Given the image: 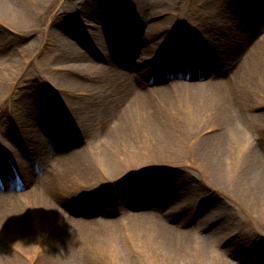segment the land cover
Masks as SVG:
<instances>
[{
  "label": "bare ground",
  "instance_id": "bare-ground-1",
  "mask_svg": "<svg viewBox=\"0 0 264 264\" xmlns=\"http://www.w3.org/2000/svg\"><path fill=\"white\" fill-rule=\"evenodd\" d=\"M114 1L96 0L99 6L90 7L92 3L86 5L87 0H82V2L81 0H0L1 28L10 31L16 37L14 44H20L21 40L26 43L21 50L17 49V52L10 53L8 52L10 45L4 41L0 42V48L3 47L0 49V109L9 108L10 104L16 105L14 97L16 93H21V86L26 82H23V79L27 80L25 73L33 61L31 53L39 49L37 40L29 41L32 24H35L36 20L44 19L49 10L56 11L55 15L57 12L60 13L58 21L52 19L45 28L36 29V33L46 36L45 40L53 52V57L48 61H41L43 67L51 68V73L41 75L42 78L44 76L41 83L44 90L49 92L51 103L40 112L34 108L28 113L27 111L22 112L14 121V131L24 139L35 142L33 154L39 155L43 158L42 161L48 164L45 171L50 170H47L43 184H33L19 194L0 192V227H7L4 223H7L9 219L18 218L17 221H12L14 224L11 226L18 238L29 236L20 223L26 225L27 217L32 215V211L37 223H47L49 226L47 229L55 228L53 231L59 233L62 230H68L67 225L70 222L68 216L76 219V222L71 221L72 228L86 225V221L79 215L91 217V213L79 210L74 207V203L82 202L81 197L86 190L88 193L90 190L93 192L96 190L93 185L95 183L92 181L95 178L92 176V171L96 170L94 159L98 161V166L102 169L115 168L119 166L118 160L122 158L141 157L145 154L143 148L139 147L141 138L156 142V145L167 144L163 142L165 139L159 142L155 138H166L168 132L164 131L158 123H154L153 126V120L147 119L144 116L146 114L143 113L145 110H157L160 102L178 100L192 102L189 107L192 115L211 123L210 130L200 137L198 145L194 146L190 153L206 157L207 162L213 164L210 169L213 175L223 178L228 172L236 171L231 169L227 172V165L237 157L235 155L236 146L241 148L237 153L247 152L248 157L259 154V149H255L256 145H250L243 138V134L245 135L246 131L251 132L250 126L252 125L250 124L264 120V34L256 41L247 43L243 40L244 33L240 27L228 26L230 39L226 40V45L234 46V48L229 51V46L225 45L222 51H217V48L215 51L220 65L230 63L233 65L229 75L222 73L223 75L212 76L211 79H204L193 84L168 82L164 86L160 83L148 87L144 76L147 74L154 76V68L157 66L159 76L166 75V62H171L168 61L170 57L172 60L178 57L179 52L175 46L172 47L174 44L178 48L188 44V36L199 33L198 28L207 33L212 32L209 29L213 26L214 16L217 18L219 15L217 11H222L219 15L221 19L215 22L217 25L223 22L232 24L230 17L226 15L225 18L223 9L210 7L208 4L212 1L204 0V9L207 12H201L197 16L195 13L190 16L192 18H187L186 20L193 22L190 30H187L183 26L184 22L181 26H179L180 21L177 22L183 10L180 12L169 9L173 0H142L144 2L137 6L135 13L124 5L123 0ZM216 1L218 0H214ZM113 2L115 7H113ZM247 2L252 7L235 4V2L233 5L239 15L245 14L246 9H252L248 17H255L256 22L252 25V30H255L264 18L263 2L261 0H247ZM163 5L166 8H163ZM69 14H73L74 17ZM118 14L122 18L128 14L133 24L130 25L126 21L118 24L123 37L116 43V35L110 34L109 39L116 45L114 47L111 45V51H108L110 44L106 39L109 30L108 23L113 25L112 32H117L118 28H115L114 20ZM82 15L87 18L81 20ZM100 18L103 19L100 24L106 22V27L99 25ZM57 24H59V30L55 29ZM71 25L78 26L80 29V32H77L78 35L75 34L74 29L70 28ZM193 26L196 27L195 30H192ZM223 28L221 27V31L225 33L227 28ZM217 29H219L218 26ZM184 34L187 35L184 36ZM205 39H207V34L204 41ZM245 47H248L246 55L242 57V61L238 62L240 57L238 59L237 53L243 51ZM183 49L188 51L185 45ZM200 49L203 47L200 46ZM125 56L129 58L128 64L124 63ZM56 61L58 64H64L55 67L56 65L53 66V64ZM34 80H38L37 84L40 82V78ZM30 94L23 91L20 95L25 97ZM63 95H65L63 110L77 114L83 107H86L89 115L86 121L90 126L88 131L91 130L92 138L91 140L86 138L83 146L73 150L71 154H58V163L54 154L49 161L45 159V156L50 153L47 151L48 146L46 149V143L73 146L70 134L67 132V135H62L59 112L55 111L57 115L53 117L51 111L55 105L62 102ZM28 106L35 107L34 103H29ZM25 114L27 119H25ZM152 114L156 115L152 112L148 114L149 117H152ZM67 115L72 123V115L69 112ZM27 120H29L27 123V126H30L29 130L34 131L32 133H27L23 129ZM77 123L75 119L73 124H69L74 130H78L76 132L81 131V138L86 137L83 133L86 129L79 128ZM49 124H53L55 128L60 126V129L54 128L53 130ZM8 133L9 131L2 130L5 138ZM42 138L45 141H42ZM68 138L72 139L70 143L67 142ZM11 149L12 146H10ZM14 160L18 161L21 167L24 165V160H18L16 157ZM42 161L38 162V165ZM55 166L58 167L55 168ZM243 172L245 179L232 187L233 191H236L244 200V197L253 198L257 202L256 207L264 210V185H257L261 180L264 184L263 171L247 168L243 169ZM77 178L80 182L73 183ZM88 184L90 185L87 186ZM53 188L56 189L52 190ZM63 196L68 204V212L62 211L59 198ZM25 209L32 210L31 215L27 216L28 211L26 212ZM126 217L130 223L135 222L129 235H133L132 246L136 249V253H144L149 258H157V261L161 259L164 264H196L188 251L192 248V244L196 249L195 253L200 256L209 244L215 242L218 244L217 239L220 237L218 230L207 226L202 227V232L205 234L201 236L202 238L195 237L187 229L188 226L184 225L185 220L184 223L177 219L175 221L167 215L153 218L145 213L128 211ZM209 218L206 217L205 220L204 217V225H208L211 221ZM104 220L106 219L88 223L89 228L97 229L101 225L115 224L113 221L105 222ZM187 223L192 224L190 221ZM68 232L70 235L66 237L63 246L69 255L73 249L77 250V245L72 237L76 234V230H68ZM47 235L43 234V236ZM60 236L61 234L58 235L59 243L62 242ZM45 247L42 243L38 249H35L33 255L40 256ZM29 252L27 245H24L22 250L14 249L7 252L0 249V264H19L20 257L17 254L27 255L26 253ZM73 254L74 252L71 256ZM93 254L97 253L93 252ZM31 257L30 263L32 264ZM109 258L113 264L119 263L116 262L115 256L109 255ZM20 260L23 261V258ZM234 260L236 262L228 261L227 264H245L242 263L243 259ZM177 261L179 263H176ZM28 262L29 260L26 261Z\"/></svg>",
  "mask_w": 264,
  "mask_h": 264
},
{
  "label": "rangeland",
  "instance_id": "rangeland-1",
  "mask_svg": "<svg viewBox=\"0 0 264 264\" xmlns=\"http://www.w3.org/2000/svg\"><path fill=\"white\" fill-rule=\"evenodd\" d=\"M130 1L123 0L124 5L131 8L133 13L138 9L137 6L144 2L142 0H135V2L133 0ZM210 1L212 2L208 5H210V7H217L219 10L223 9L225 18L227 14L232 24L229 25L223 22L221 25H217L215 22L221 19L219 15L222 12L217 11L219 18L214 16L212 32L207 33L198 28L197 30L199 33L196 32L190 38L191 42L190 45L188 44V47L191 55L187 57L189 58V63H191V70L194 71L190 73V70H187L188 66L183 65L186 67V70H183L184 72L180 71L181 73L177 72L180 68L177 67L176 64H179L180 61H178V63L169 62L168 64L170 66H167L169 69L168 74L161 77L158 76L159 78L154 77L153 80H155L154 82L156 85L162 83L160 85L164 86L168 82H174L175 84L177 82L193 84L198 82L194 81L198 77H202V80H207L208 78L210 79V76L214 73L218 74L226 70H231L230 68L233 66L231 63L229 65L219 64L217 61V54H215L216 52L213 53V50L216 48L223 49L220 44H223V42L229 38L230 31L228 30L230 28L228 29V26H237L239 24L237 19L248 16L247 12L252 9H246L247 11L245 14L239 15L236 12V8L234 10L233 5V2L238 3L237 0ZM114 2H118V0ZM114 2L113 7L116 6ZM89 3H92L90 7L99 6L96 0H87L86 5ZM247 3V0H245L243 5ZM164 7L166 8V6L163 5V8ZM204 8V0H173L172 5L169 6L170 10L174 9L180 12L183 10L182 15H179L181 18L179 20L175 19L177 22L180 21L179 26H181L182 22L187 18H192L190 17L192 14L194 15L196 13L195 16H197L201 12H207ZM78 9L80 8L78 7ZM54 13H56V11L52 12L49 10L46 12L44 19L42 18L43 20H36L35 24H32L30 33L31 40L29 41L32 42V40H37L39 49L31 53L33 61L25 73L27 80L23 79V82H26L21 86V93L25 91L31 94L24 97L20 95L21 93H16L14 97L16 98V101H14L16 105L10 104L9 108L0 109V138L3 140L5 137L2 135V128L7 125L12 127V123L19 118L22 112L25 113L27 111L28 113L32 108L40 112L51 103L49 92L44 90V86L41 83L45 74L51 73V68L43 67L41 61H48V59L53 57V52L51 46H49L45 40L46 36L36 33V29L45 28L52 19L58 21L60 13L57 12L56 15ZM69 15L74 17L73 14ZM85 18L87 17L82 15L81 20ZM125 18L126 19L123 21H132V18L130 19L128 14L125 15ZM101 22H103V19L100 18L99 25L103 28L106 27V22L102 25L100 24ZM108 25L109 29H111L112 24L108 23ZM217 26L219 29H217ZM221 27H224L223 29L227 28V31L222 33ZM70 28L75 30L76 35H78L77 32H80L78 26L71 25ZM55 29H60L59 24H57V28L55 27ZM258 31L259 30H256V32ZM206 34L207 39L204 41ZM262 34L258 35L257 33H252L250 34V38L256 41ZM67 35L70 36L69 34ZM217 35L220 37V40L219 44L215 46L212 43H214V37ZM15 39L16 37L13 36L10 31H5L0 26V42L4 41L10 45L8 51L10 53L17 52V49L19 51L26 45L24 40H21L20 44H14L13 41ZM200 46H202L203 49H200ZM228 50L231 51L232 49ZM108 51H111L110 48H108ZM241 52L238 51L237 53L238 59L240 57L238 62L242 61L243 54H241ZM192 63L197 64L200 70L204 68V71L196 70ZM59 64L56 61L53 66L56 65L55 67H57ZM48 70L50 72H48ZM202 72H204V74ZM202 74L204 76H202ZM41 75H44L43 78ZM145 76L144 81L146 80L148 83L153 82L152 76ZM36 78H40L38 84V80H34ZM33 82L36 84H31ZM152 86H154V84ZM4 92L5 90L3 93ZM64 98L65 95L62 96V102L59 103V107H57L60 112L58 116L60 120L65 119L60 111V107L62 108L64 106ZM29 103H34L35 107L28 106ZM190 104H192V102L189 103L185 100L166 101L158 103L159 107H157V110L143 111V113L146 114L143 115L147 119L153 120V126L158 123L164 131L168 132L166 138H155V140L157 139L159 142L165 139L163 142H167V144L164 146H162V144L156 145V142L141 138L139 147L143 148L145 154L141 157L130 156L122 158L118 160L119 166L115 168L102 169L98 166V161L94 159L96 170L92 171L94 174H92V176L95 177L92 181L95 183L93 185L96 187V190H94V192L90 190L89 193L88 190H86L85 193L83 192L84 194L82 193V202H78V204L77 202L74 203L76 208H80L88 213H93V216L84 217L83 215H79L86 221V225L82 227L77 226L76 228H72L71 226V221L76 222V219L68 216L70 220L67 225L69 226L68 230H76V234L72 237L75 245H77V250L73 249L68 255L63 246L66 237L70 235L68 230H62L59 233L58 231H53L55 228L47 229L49 227L48 224L37 223L33 211L29 209H25L26 212L28 211L27 216L31 215L30 211H32V215L27 217L26 225L20 223L23 229L29 233V236L18 238L16 235L17 233L15 234V230L11 227L14 224L12 221L14 220L15 222L18 218H16V220L9 219L7 223H4L7 227H0V249L6 250L7 252L14 249L22 250L24 245H27L30 250L29 253H26L27 255L17 254V256L20 257L19 264H31V256V261H33L32 264H113L112 261H110L109 255L115 256L116 262H119L118 264H164V261L161 259L157 261V258H149L144 253H136V249L132 246L133 235H129V232L130 229L133 230L135 222L130 223L126 217L129 211L128 207L131 205L129 200L131 199V203H134L133 207H136V209L139 208V211L142 210L143 213L150 217H163L167 215L170 219H174L175 221L179 220L184 223L185 220L184 225L186 227L191 225L187 229L195 237L205 235L202 232L203 226L218 230L220 235L217 239L218 244H216V242L214 244H209L207 249H204V253L201 255L199 254L200 256H198V253H195L194 250L196 249L193 248V244L192 248L188 250L196 264H227L228 261L236 262L234 259L237 258L243 259L244 262L242 263L245 264H264V210L256 207L257 202L253 198L244 197V200L232 189V187L239 184L238 182L240 180L245 179V176H243V169L248 168L256 171H263L262 174L264 175V120L250 124L252 125L250 126L251 132L246 131L245 135L243 134V138H245L250 145H256L255 149H259V154L248 157L246 155L247 152L237 153L241 148L236 146L235 155L237 157L236 159H232L229 164L227 163V172L231 169L236 171L228 172L223 178H220L211 173L210 169H212L213 164L207 162L206 157L204 158L200 155L190 153V150L198 145L200 137L210 130L209 127L211 124L203 118H196L195 115H192L191 109H189L191 106ZM68 112L72 115L74 121L75 119L78 121L77 124L79 128L86 129V132L82 131L86 138L91 140V130L88 131L90 126L86 121L89 116L88 112H86V107H83L77 114H72L70 111ZM152 112H155L156 115L152 114V117H149ZM26 114L25 119H27ZM28 121L29 120L25 122L23 129H25L24 131L27 133H32L34 131L29 130L30 126H27ZM63 122L65 121L63 120ZM74 137L72 138L73 146H69V144H55L52 146V153L66 155L67 153L71 154L75 149L81 148L84 142L78 139V133L74 135ZM72 139L67 140V142L70 143ZM259 141L260 143L262 141V144H260ZM34 145L35 142L33 141H22L21 139L11 138L10 144L8 142L4 146H0V159H4V162H6L7 156L9 161L20 169L18 174L7 173V180H5L3 175L0 176L1 186L4 188L3 193L13 194L17 192L20 182H25L26 184V182L29 183V181L42 180L43 175L39 171L32 173V169L24 165V167H21L19 162L14 160V157L18 158V160H23V155L26 154L30 147L34 148ZM10 146H12L11 150ZM28 156L31 155L29 154ZM56 161L59 162L58 159ZM78 181L80 182V179L77 178L73 183L77 184ZM261 181L257 185H264ZM36 184L38 183L36 182ZM89 185L90 184L87 186ZM2 188H0L1 191ZM55 189L53 188L52 190ZM84 189H86V187ZM133 193H135V197L132 199L131 194ZM59 200L62 211L68 212V204L65 197L63 196L61 199L59 198ZM114 203H116V208L113 206ZM118 211L121 213L120 217L118 216ZM130 211L131 213L133 212V210ZM96 217H101V219ZM204 217L205 220L206 217H210L209 219H211V221H209L208 225H204ZM104 218L106 219L104 220L105 222L113 221L115 224L101 225L98 226L97 229H93L92 227L89 228L90 225L88 223H93L96 220L98 222L103 221ZM188 221L192 224H188ZM45 233L48 235L43 236ZM60 234L62 238L61 243L58 242L60 239H58V235ZM42 243L46 246L43 249L44 252H42L40 256L33 255L35 249H38ZM72 252H74V254L71 256ZM93 252L97 254H93ZM22 258L23 261L20 260ZM27 260H29L28 263H26ZM176 263H179V261Z\"/></svg>",
  "mask_w": 264,
  "mask_h": 264
}]
</instances>
